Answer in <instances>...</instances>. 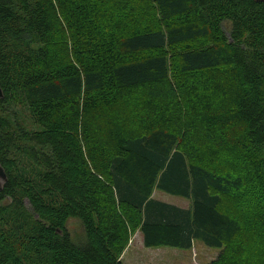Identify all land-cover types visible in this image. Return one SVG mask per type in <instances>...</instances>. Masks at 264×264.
Wrapping results in <instances>:
<instances>
[{
	"label": "trees",
	"instance_id": "obj_1",
	"mask_svg": "<svg viewBox=\"0 0 264 264\" xmlns=\"http://www.w3.org/2000/svg\"><path fill=\"white\" fill-rule=\"evenodd\" d=\"M0 86V264H264V4L0 0Z\"/></svg>",
	"mask_w": 264,
	"mask_h": 264
},
{
	"label": "rangeland",
	"instance_id": "obj_2",
	"mask_svg": "<svg viewBox=\"0 0 264 264\" xmlns=\"http://www.w3.org/2000/svg\"><path fill=\"white\" fill-rule=\"evenodd\" d=\"M157 200L180 207H189L191 201L165 192L155 190L152 195ZM70 230L76 234L81 230L79 221L71 220ZM243 237L248 245L253 244L252 231L243 224ZM222 250L206 246L196 241L191 249L174 247L147 248L143 242L140 228L130 233L128 245L122 251L119 261L122 264H212L221 254Z\"/></svg>",
	"mask_w": 264,
	"mask_h": 264
},
{
	"label": "water",
	"instance_id": "obj_3",
	"mask_svg": "<svg viewBox=\"0 0 264 264\" xmlns=\"http://www.w3.org/2000/svg\"><path fill=\"white\" fill-rule=\"evenodd\" d=\"M255 2L257 3H262L264 4V0H254ZM3 91L1 89V86H0V99L3 98ZM7 182V175H6V172L3 168V166L1 165L0 163V193L1 191L3 190V187H4V184Z\"/></svg>",
	"mask_w": 264,
	"mask_h": 264
},
{
	"label": "crops",
	"instance_id": "obj_4",
	"mask_svg": "<svg viewBox=\"0 0 264 264\" xmlns=\"http://www.w3.org/2000/svg\"><path fill=\"white\" fill-rule=\"evenodd\" d=\"M180 207V206H179ZM181 208H184V207H181ZM185 208H188V207H185Z\"/></svg>",
	"mask_w": 264,
	"mask_h": 264
}]
</instances>
